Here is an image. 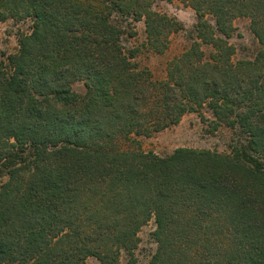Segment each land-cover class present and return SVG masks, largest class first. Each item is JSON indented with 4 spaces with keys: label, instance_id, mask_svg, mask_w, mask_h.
I'll use <instances>...</instances> for the list:
<instances>
[{
    "label": "trees",
    "instance_id": "16d2710c",
    "mask_svg": "<svg viewBox=\"0 0 264 264\" xmlns=\"http://www.w3.org/2000/svg\"><path fill=\"white\" fill-rule=\"evenodd\" d=\"M155 1L0 0L1 20L31 21L0 59V264H121L123 252L137 264L152 219L149 264H264V48L233 63L235 47L219 36L249 16L264 45V0H183L197 22L182 62L203 60L199 41L216 50L175 84L186 76L190 92L210 96L239 139L229 153L163 156L131 145L143 134V83L137 49L123 43L136 20L157 52L183 29Z\"/></svg>",
    "mask_w": 264,
    "mask_h": 264
},
{
    "label": "rangeland",
    "instance_id": "374dc122",
    "mask_svg": "<svg viewBox=\"0 0 264 264\" xmlns=\"http://www.w3.org/2000/svg\"><path fill=\"white\" fill-rule=\"evenodd\" d=\"M153 8L182 24L183 29L169 34L163 52H157L148 43L144 19L132 21L135 35L130 36L125 32L124 47L127 51L137 49L133 61L136 62L135 71L141 74L143 83L142 98L138 107L142 116L143 134L132 135L134 139L131 143L132 147H141L145 151H153L162 156L181 147L229 153L231 145L239 139V133L218 119L212 107L214 100H211L210 96L204 97V100L203 96H196L190 92L192 90H189V84H185L186 80L188 81L186 76L183 77V85L175 84L180 79L181 68L185 69L187 74L189 67L197 68L207 60L213 61L212 57L216 49L210 44L199 41L201 50L205 53L203 60L195 59L192 64L182 62L184 54L191 49L193 42L192 35L197 22L196 10L183 0H157ZM207 17L212 24H215L212 14H208ZM122 24L123 29L128 31L127 23L122 21ZM231 26L230 36L223 34L219 36L235 47L236 52L232 56V62L254 60L264 45L253 31L251 18L238 15L232 20ZM30 28V20L0 19V59L18 50L20 34L29 32ZM173 69L179 72L171 78ZM73 85L79 92L85 89L81 81H76ZM183 107L187 109L182 113ZM175 117L180 120L173 122ZM155 229L154 219L141 228L138 234L140 242L135 250L137 264H149L155 253L157 248L153 236ZM121 260V264H127L128 255L125 252ZM86 262L101 264L95 256H89Z\"/></svg>",
    "mask_w": 264,
    "mask_h": 264
}]
</instances>
